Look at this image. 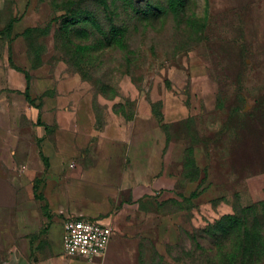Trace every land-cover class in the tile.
<instances>
[{
	"label": "rangeland",
	"instance_id": "1",
	"mask_svg": "<svg viewBox=\"0 0 264 264\" xmlns=\"http://www.w3.org/2000/svg\"><path fill=\"white\" fill-rule=\"evenodd\" d=\"M129 1L0 0V264L25 257V199L42 176L36 115L67 113L76 78L101 119L119 96L123 113H150L202 148L229 215L244 223L257 209L243 227L253 238L215 240L220 215L167 248L143 245L140 264H264L251 252H264V0Z\"/></svg>",
	"mask_w": 264,
	"mask_h": 264
},
{
	"label": "crops",
	"instance_id": "2",
	"mask_svg": "<svg viewBox=\"0 0 264 264\" xmlns=\"http://www.w3.org/2000/svg\"><path fill=\"white\" fill-rule=\"evenodd\" d=\"M83 90L76 78L67 113L58 104L57 112L36 115L44 129L37 148L42 176L25 199V257L14 251L5 264H140L148 242L167 248L179 241L182 229L230 214L224 200L215 204L221 199L217 177L202 162V148L194 151L173 138L150 113H123L119 96L105 99L109 112L101 119ZM70 217L112 225L103 257L90 262L63 255V227ZM35 249L45 256L37 258Z\"/></svg>",
	"mask_w": 264,
	"mask_h": 264
},
{
	"label": "built area",
	"instance_id": "3",
	"mask_svg": "<svg viewBox=\"0 0 264 264\" xmlns=\"http://www.w3.org/2000/svg\"><path fill=\"white\" fill-rule=\"evenodd\" d=\"M63 229V255L90 262L105 255L114 233L111 224L87 217H70Z\"/></svg>",
	"mask_w": 264,
	"mask_h": 264
},
{
	"label": "trees",
	"instance_id": "4",
	"mask_svg": "<svg viewBox=\"0 0 264 264\" xmlns=\"http://www.w3.org/2000/svg\"><path fill=\"white\" fill-rule=\"evenodd\" d=\"M134 1L135 0H130L129 3L131 4V2H134ZM142 11L147 12V10H142ZM257 217H258L257 209L255 207H250L246 210V214L242 218L246 221V222L244 221V223H249L251 222V219L253 220L257 219ZM263 218H264V214H263ZM223 219H224L223 221L221 222L217 221L215 222L216 223L215 225L210 224L209 226L210 227L209 233L210 235L214 237L215 240L224 239L226 241L231 238L232 241H235L237 240L236 238H239L241 235H243V233L246 235L245 240L250 239L251 237L252 238L254 237L253 235L255 231L254 230L251 232H248V230L243 231L244 223H242L241 220L237 218L235 215H227ZM251 252H252V259L254 260V262L264 259V252L261 254H258L259 250H256L255 247H253Z\"/></svg>",
	"mask_w": 264,
	"mask_h": 264
}]
</instances>
